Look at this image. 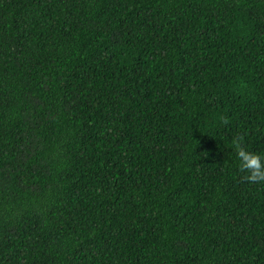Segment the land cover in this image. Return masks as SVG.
<instances>
[{
    "label": "trees",
    "instance_id": "1",
    "mask_svg": "<svg viewBox=\"0 0 264 264\" xmlns=\"http://www.w3.org/2000/svg\"><path fill=\"white\" fill-rule=\"evenodd\" d=\"M237 136L264 0H0V264H264Z\"/></svg>",
    "mask_w": 264,
    "mask_h": 264
},
{
    "label": "clouds",
    "instance_id": "2",
    "mask_svg": "<svg viewBox=\"0 0 264 264\" xmlns=\"http://www.w3.org/2000/svg\"><path fill=\"white\" fill-rule=\"evenodd\" d=\"M226 124L227 121H224ZM235 151L237 170L244 174L246 182L255 185H264V154L252 152L246 148L242 137L232 140Z\"/></svg>",
    "mask_w": 264,
    "mask_h": 264
}]
</instances>
